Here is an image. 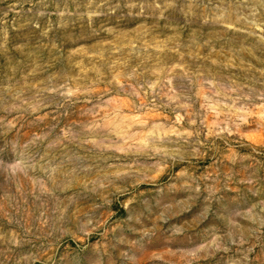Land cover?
I'll use <instances>...</instances> for the list:
<instances>
[{
    "label": "rangeland",
    "instance_id": "rangeland-1",
    "mask_svg": "<svg viewBox=\"0 0 264 264\" xmlns=\"http://www.w3.org/2000/svg\"><path fill=\"white\" fill-rule=\"evenodd\" d=\"M0 264H264V0H0Z\"/></svg>",
    "mask_w": 264,
    "mask_h": 264
}]
</instances>
